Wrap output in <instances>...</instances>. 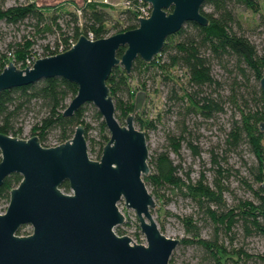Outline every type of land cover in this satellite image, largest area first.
Returning a JSON list of instances; mask_svg holds the SVG:
<instances>
[{
  "label": "trees",
  "instance_id": "obj_1",
  "mask_svg": "<svg viewBox=\"0 0 264 264\" xmlns=\"http://www.w3.org/2000/svg\"><path fill=\"white\" fill-rule=\"evenodd\" d=\"M5 1L0 0V20L8 24L27 21L39 31L42 40L52 32L55 41L40 43L41 47L35 49L32 46L37 40L31 41L24 35L20 41L10 43L8 51L0 52V72L8 62L19 65L40 51L45 57L61 53L62 48L67 51L71 40L78 42L82 34L85 37L92 34L95 39H100L136 28L139 25L138 13L143 5L140 0H125L127 9L114 21L109 11L113 6L105 1H87L79 8L80 14L71 11L65 15L57 14L49 6H38L36 0H24L11 6H5ZM262 6L264 3L261 0H206L201 11L208 19L207 25L193 21L185 23L177 33L167 37L161 53L151 62L138 57L130 73L123 66L116 65L107 80L120 123L125 124L128 116L134 115V123L146 133L147 139L145 127L155 129L157 123L153 119L144 123L141 113L135 112L138 92L131 83L135 80L142 90L147 91L149 78L154 81L156 76H160L166 83L172 82L168 102L178 103L175 104L178 106L176 110L184 115V123L180 125L179 134L168 136L172 150L180 156L183 143H186L194 156L201 157L198 137L188 123L190 119L200 117L203 125L231 108L233 117L229 126L223 129L224 140L210 150L211 165L208 170L213 172L212 181L208 180L204 170L194 180L191 171H185L182 162L176 163L169 150L150 160L153 169L144 176L146 184L172 187L195 203L197 216L181 218L187 236L180 242L200 248L205 260L211 264H257L259 261L264 264V253H251L246 242L247 238L255 235L264 237V196L261 187L264 180V131L259 129V123H264V95L259 86L264 69V42L259 47L244 32L239 13L241 8L251 10L264 20ZM109 23L112 24L110 28L107 27ZM124 51L125 47H121L118 57L121 58ZM216 64L227 69V78L214 73ZM171 69L186 72V87L174 82L175 79L168 74ZM226 82H229V87ZM77 93L78 85L63 77L45 78L1 91L0 133L20 138L38 136L41 144L48 147L49 137L54 132L55 141L61 144L72 138L76 128L83 125L90 157L99 160L110 140V132L98 109L89 102L72 116L64 115V110ZM90 107L94 119L98 121V138L90 133L94 128L87 120ZM34 112L30 135L25 136L23 125L18 124L22 115ZM245 148L254 161L248 166L246 161L247 175H242L231 165L230 154H243ZM184 171L185 177L182 175ZM234 173L239 176L240 184L253 192L256 200L238 198L235 204L228 203L226 194L232 190L231 177ZM21 180L19 173L5 178L0 186V202L9 203L10 190ZM61 188L65 192L71 191L68 181ZM205 225L213 227L209 237L203 236ZM27 226H22L19 234H28L25 231ZM122 226L115 228L119 235L125 234ZM240 236L244 239L241 245L236 243ZM174 263L172 255L170 264Z\"/></svg>",
  "mask_w": 264,
  "mask_h": 264
},
{
  "label": "water",
  "instance_id": "obj_2",
  "mask_svg": "<svg viewBox=\"0 0 264 264\" xmlns=\"http://www.w3.org/2000/svg\"><path fill=\"white\" fill-rule=\"evenodd\" d=\"M55 1L39 0L42 5ZM145 1L152 13L138 16L136 28L96 40L82 34L63 53L39 58L24 69L10 61L0 72V92L50 77L76 83L78 93L64 115L72 116L90 102L110 132L99 160L90 157L83 125L69 140L48 147L38 136L0 133V186L8 175H22L0 213V264H170L180 239L165 235L153 217L156 202L144 180L151 170L146 133L136 127L134 115L120 123L107 80L116 65L130 73L138 57L151 62L185 23L205 26L208 19L201 11L206 0ZM260 87L264 95V69ZM145 96L144 91L136 94L135 112ZM259 129L264 131L263 122ZM65 181L70 192L61 188ZM261 187L264 196V180ZM121 200L135 211L147 244L115 231L126 220ZM24 225L32 226L30 234H19Z\"/></svg>",
  "mask_w": 264,
  "mask_h": 264
},
{
  "label": "rangeland",
  "instance_id": "obj_3",
  "mask_svg": "<svg viewBox=\"0 0 264 264\" xmlns=\"http://www.w3.org/2000/svg\"><path fill=\"white\" fill-rule=\"evenodd\" d=\"M23 1L24 0H6L5 6L15 5ZM87 1L92 0H56L54 3L46 2L43 5L39 2V0H36L38 6H49L59 15H65L66 13L71 11H76L80 14L79 8H81ZM105 1L113 6V9H109V11L114 21L118 20L121 16L122 11L127 9L125 0ZM262 2L264 3V0H261V3ZM262 7L263 8L261 9V11L262 13H264V6ZM239 13L244 32L249 35V37L260 47V45L264 42V20H262L260 15L255 14L251 10L241 8L239 10ZM63 23L65 24V22ZM107 27H112V24H107ZM24 35L28 36L27 38L31 39V41L37 40V42H35L36 44L32 46V48L35 49L41 47L40 43H45L48 40L55 41V34H53L52 32L48 33L47 37L42 40L41 36L39 35V31L35 30L33 24L27 21L26 23L8 24L4 20H0V52L8 51L9 44L20 41V39H23ZM214 73L219 77H221V75H224V77L226 78L229 75L227 69L218 64L215 65ZM168 74L175 79V83L177 82L184 87L187 86L188 78L184 70L171 69L170 71H168ZM131 85L132 88L137 92L144 91L146 93L144 104L142 106V109L139 111V113H141L143 117L142 121L144 123H147L153 119L157 123V127L155 129H149L148 127H145V131H147L148 135V162H150V160L154 156H157L159 153L165 150H169L172 159L176 163L182 162L185 171H191V177L194 180L197 179L200 175V172L204 170L206 171L208 180L212 181L213 172L211 170H208L211 165L210 150L224 140L223 129L229 126L233 117L231 108L226 109V111L218 115L215 120H210L209 123H205L203 125L200 117L199 119H190L188 123L193 128L195 136L198 137L197 143L202 150L201 157L199 158L198 156H194L186 143H183V147L181 150L182 156H180L172 150L173 147L170 145L168 136L169 134H179L180 125L182 126L184 123V115L180 113L179 110H176L178 109V106H175V104L178 103L174 101L168 102V96L170 94L169 90L172 82L168 81L166 83L165 80L162 79V77L156 76L154 81L153 79L149 78L147 91L142 90L135 80L131 83ZM226 85L227 87H229V82H226ZM172 110L176 112H173ZM34 115L35 112L31 114H24L21 117V121L18 125H23V134L25 136L30 135V129L32 126ZM87 120L90 121L94 127L90 131L91 135L98 138V121H96L93 117L92 107H90L87 112ZM54 134L55 132L49 137L50 145L56 142L55 140L57 139V137ZM246 161L247 166L252 164L254 161L246 148L243 154H230L231 165H233L234 169H238L242 175H247ZM150 169L152 170L153 166H150ZM185 171L182 173L184 177ZM147 187L154 196L156 206L152 209V213L160 229H163L162 232L168 237L177 238L180 240L186 237L187 234L181 218L189 215L197 216V208L195 203H193L189 198L184 197L179 191L174 190L172 187H158L151 184H147ZM231 188L232 190L226 194L227 201L231 205L235 204L238 198L256 200L253 192L240 184L239 176L235 173L233 177H231ZM118 205L120 210L126 217V220L122 226L125 231L124 235L130 236L134 243L147 244L145 235L140 230L139 221L135 211L133 209L127 208L124 200H121ZM7 206L8 204L5 201H1L0 213H4ZM32 230V226L30 225L25 228V231L29 232L28 234H30ZM212 232V226H204L203 236L209 237ZM141 241H143L144 243ZM243 241V237L240 236L236 243L241 245ZM246 242L247 248L251 253H264L263 236L255 235L249 237L246 239ZM173 255L175 258L174 264H211L205 260L206 258L203 251L192 244L183 245L180 242L174 250ZM248 264L255 263L251 262ZM257 264H262V262L259 261V263Z\"/></svg>",
  "mask_w": 264,
  "mask_h": 264
},
{
  "label": "built area",
  "instance_id": "obj_4",
  "mask_svg": "<svg viewBox=\"0 0 264 264\" xmlns=\"http://www.w3.org/2000/svg\"><path fill=\"white\" fill-rule=\"evenodd\" d=\"M103 1H105V0H103ZM141 1V3L143 4L142 5V7H141V11L138 13V16H140L141 18L143 17V18H148L150 15H151V13H152V5L150 4V3H148V2H146L145 0H140ZM105 2H107V1H105ZM126 7H128L127 6V3H126ZM138 21H139V17H138ZM88 39H90V40H96L95 39V37L92 35V34H90L89 35V37H87ZM71 46L69 47V49H71L72 47H73V45L74 44H76L77 42H74V41H72L71 40ZM62 48V47H61ZM69 49H67V50H69ZM66 50H64V48H62L61 50H60V52L61 53H63V52H65ZM43 54V52L42 51H40L39 53H37L36 55H34L31 59H27V61H25V62H23V63H21V64H16L15 62V65L18 67V68H21V69H24V68H27V67H32L33 66V64L35 63V61L37 60V59H39V58H42V57H45L44 55H42ZM9 65V62L6 64V66H8ZM5 66V67H6ZM60 143H58V142H54L52 145H50V146H56V145H59ZM135 242H137V241H135ZM141 242H143V241H141ZM144 243V242H143Z\"/></svg>",
  "mask_w": 264,
  "mask_h": 264
}]
</instances>
